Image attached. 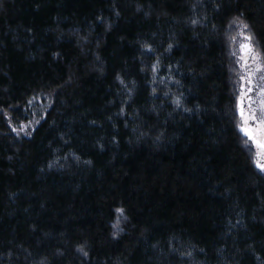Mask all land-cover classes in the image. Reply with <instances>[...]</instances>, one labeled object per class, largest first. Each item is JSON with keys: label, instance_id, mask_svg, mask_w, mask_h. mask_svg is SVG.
Instances as JSON below:
<instances>
[{"label": "trees", "instance_id": "1", "mask_svg": "<svg viewBox=\"0 0 264 264\" xmlns=\"http://www.w3.org/2000/svg\"><path fill=\"white\" fill-rule=\"evenodd\" d=\"M241 14L264 44V0H0V264H264L227 42ZM39 93L52 105L19 137L4 112Z\"/></svg>", "mask_w": 264, "mask_h": 264}, {"label": "snow or ice", "instance_id": "2", "mask_svg": "<svg viewBox=\"0 0 264 264\" xmlns=\"http://www.w3.org/2000/svg\"><path fill=\"white\" fill-rule=\"evenodd\" d=\"M137 10H139V8ZM119 14V11L115 12V15L119 16ZM242 15L243 14L233 17L227 24V42L230 49L229 55L235 58L233 61L235 67L230 69V71L236 73L239 82L234 114L239 118L236 127L238 132L243 136L242 147L252 154L251 158L255 168L259 170L260 173H264V44L256 38L250 24L242 18ZM198 23L199 21L197 19L191 20L192 25ZM110 27L109 25V28ZM233 31L235 32L234 35L232 34ZM142 47L145 53H152L155 51L151 45L145 44ZM171 48L172 45L169 44L167 50L170 51ZM158 66L159 59L157 58L156 63L150 66L154 74L158 72ZM141 70L143 71V69ZM169 71H171V69H169ZM116 78L119 83L124 86L129 98H131L132 88L125 84L121 76L117 75ZM132 83L133 85L135 84L134 81ZM173 83L178 84L179 81H173ZM153 94H155V89H153ZM167 95L168 93H165V96ZM254 97L259 98L258 106H255L257 105V99ZM38 99H40L38 96H34L32 99L28 100V106L33 105ZM245 101H248V103H245ZM173 104H175L177 108H181V97L177 96L173 100ZM50 106L51 105H49V107ZM27 110L28 109H25V111ZM183 111L191 112L192 109L183 108ZM4 115L8 120L9 127H11V130L15 132L17 136L21 133L30 136L31 131H29V129L34 131L33 124L39 123V121H30L25 118V120H21L16 126H13L12 119L8 116L6 111ZM117 115H124L123 107H121ZM109 119H111V117ZM76 159H78V157H76ZM85 163H90V161H85ZM49 167H52V165L49 164ZM116 211L119 217L125 220L127 219L123 208H118ZM237 223H240V221H237ZM118 226V223L113 225V227ZM85 246L86 242L78 246L76 251L81 253L84 257H87L88 252L85 251ZM201 251L203 250L201 249ZM63 254V252L59 251L56 253V255L60 256ZM29 255L31 254L29 253ZM187 255L191 256V253L189 252ZM256 259L260 260V257L257 256ZM39 264H47V259L40 260Z\"/></svg>", "mask_w": 264, "mask_h": 264}, {"label": "rangeland", "instance_id": "3", "mask_svg": "<svg viewBox=\"0 0 264 264\" xmlns=\"http://www.w3.org/2000/svg\"><path fill=\"white\" fill-rule=\"evenodd\" d=\"M232 34L234 35L235 32L233 31ZM237 85H238L237 86V93H238V89H239L238 80H237ZM34 96H38L40 99H38L36 102H34L33 105H31V106H28V104H27L26 107H24V113H23L22 118L17 120V121H13L12 122L13 126H16L19 121L25 120V118H26V120H30V121H39L38 124H36V123L33 124L34 129H36L37 126L40 124V122L43 120V118L46 115L47 110L51 107V106L49 107V105H52L53 96L50 94H46V93H39V94H35ZM32 98H30V99H32ZM254 98L257 99V105H255V106H258L259 98L258 97H254ZM245 103H248V101H245ZM25 109H28V110L25 111ZM238 122H239V119H238ZM29 131H31V135H32L35 130L32 131L31 129H29ZM23 136H26V135H24L23 133H21L19 135V137H23Z\"/></svg>", "mask_w": 264, "mask_h": 264}]
</instances>
